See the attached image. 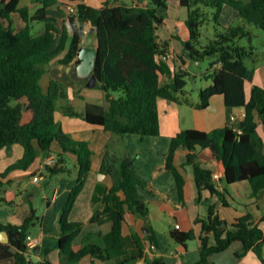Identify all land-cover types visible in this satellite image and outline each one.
I'll use <instances>...</instances> for the list:
<instances>
[{"label":"trees","instance_id":"obj_1","mask_svg":"<svg viewBox=\"0 0 264 264\" xmlns=\"http://www.w3.org/2000/svg\"><path fill=\"white\" fill-rule=\"evenodd\" d=\"M42 1V7L34 14L30 13L28 6L20 5L21 0L0 2V149L13 144L24 147L23 157L0 175V207L9 203L4 196V178L10 171L28 169L42 151L47 152V156L54 153L57 156L56 163L46 168L49 175L70 173L72 170L65 156L72 153L77 157L78 175L60 213L63 263L77 264L83 258L91 257L127 264L138 257H125L124 223L128 214L145 216L149 213L150 204L141 190L152 195L157 190L138 173L133 156L112 152L108 147L102 171L112 176L113 185L105 190L103 208L92 219L96 220L102 214L111 217L112 243L101 246L91 240L92 234H86L84 244L77 248L75 241L83 233L84 223L71 220L70 214L92 170L93 149L89 141L78 140L64 132L57 120L58 101L68 96L65 84L52 77L45 89L42 79L56 59L63 65L81 61L79 52L86 35L85 25L91 23L96 30L99 50L94 72L97 85L106 94L107 106L88 103L83 112L71 108L72 114L84 117L91 124L102 125L115 135H159V98L179 100L175 93L183 92L188 82L186 70L178 71L172 83L163 85L160 79L163 68L159 57L167 53L169 43L160 41L158 29L165 23L164 11L168 10L172 0H137L136 3L106 0L100 6L79 2L75 12L69 10L71 30L65 21L48 11L58 0ZM179 1L187 14L189 56L199 61L214 59L205 73L213 83L201 90L199 105L205 107L212 96L222 94L227 106L244 107L245 116L241 121L212 131L195 128L179 131L164 154L163 169L174 174L181 201L186 198L184 167L188 164L194 166L199 201L203 200V191L209 190L224 205H229L226 185L240 182L247 183L255 197L264 190V137L258 130L259 124H264V87L253 84L250 97H247L246 83L253 82L255 68L246 60L252 57L254 48L249 49L241 41H252L253 32L245 24L225 25L221 16L224 6L229 5L248 23L264 29V0ZM204 7L213 8V12ZM15 12H19L26 22L19 31L12 25L7 28L1 22L4 18L11 20ZM210 14L215 22L212 36L203 29ZM35 20L46 23L40 34L32 31L31 23ZM215 63L219 66H213ZM56 144L61 150L54 148ZM180 149L187 153L184 164L177 162ZM202 149L211 150L212 158L217 162L216 169L196 161ZM216 172L224 185L220 186L214 177ZM38 219L33 208L32 214L21 225L0 222V233L10 229L14 237L11 242L0 239V260L14 258L15 264H32L30 231ZM195 223L200 225L199 232L195 228L186 231L176 228L171 237L181 244L198 239V264H214L210 256L227 249L237 240L244 245L238 252L240 257L252 250L264 263V213L255 215L248 211L230 222L220 216L215 203H210L207 214L197 216ZM141 257L146 264H169L162 255Z\"/></svg>","mask_w":264,"mask_h":264},{"label":"crops","instance_id":"obj_2","mask_svg":"<svg viewBox=\"0 0 264 264\" xmlns=\"http://www.w3.org/2000/svg\"><path fill=\"white\" fill-rule=\"evenodd\" d=\"M104 1L106 0H58V3L48 11L58 19L65 21L71 30L69 6L77 7L79 2L100 6ZM118 1L128 2L127 0ZM136 2L137 0H132V3ZM172 3L174 12L171 10ZM172 3L168 10L164 11L166 15L164 25L158 29L160 41L169 43L167 53L159 57L163 68L160 79L163 85L172 83L178 71L186 70L188 82L183 92L175 93L179 100L159 98L161 127L159 135L144 137L136 133L115 135L102 125L91 124L84 117L73 115L71 108L83 112L88 103L107 106L105 92L97 85V82L89 85V77L73 76L71 68L76 65L74 63L63 65L56 59L47 71L50 79L56 77L65 84L67 89L68 96L58 101L56 112L57 120L61 123L63 131L78 140L89 141L93 149L92 170L70 214L71 220L84 223V231L75 241L76 247L79 248L84 244L86 234H92L91 240L101 246L106 247L112 243L113 222L111 217L108 214H102L96 220L92 219L95 213L103 208L102 199L105 190L113 185L112 176L102 171V163L108 147L112 152L129 153L133 156L138 173L149 180L157 190V193L152 195L142 189V194L150 204L149 213L145 216L128 214L127 221L124 223L123 241L127 251L125 257H138L127 264H136L140 259H144L141 257L143 255L147 257L162 255L169 264H198L200 260L199 240L191 239L186 244H181L172 239L171 232L177 228V224L180 225L178 228L180 230L195 228L199 232L200 225L195 223V218L199 215H206L210 203H215L220 216L230 222L248 211L255 215L264 213V190L254 197L252 188L245 182L227 184V190L222 189L226 190L229 205H224L219 197L212 195L209 190L203 191V200L199 201V191L192 164L184 167L187 178L186 198L181 201L174 174L163 169L164 154L170 149L172 138L179 131L187 128L212 131L235 121H241L245 116L244 107L227 106L222 94L212 96L205 107L199 105L202 101L201 90L213 83L211 78L207 79L205 87H198L196 94H189L187 89L189 79L195 81L201 77H208L205 73L209 67L205 70H198L197 67L205 60L211 66L214 59L207 58L199 61L189 56L187 42L190 37L186 25V10L180 6L179 0H172ZM20 5L28 6L30 13L34 14L42 7L43 1L21 0ZM224 12L230 16L229 19L224 20ZM223 13L221 21L225 25H231L240 18L238 11L230 8L229 5L224 6ZM183 20L185 26H183ZM1 22L7 28L12 25L16 31L26 26L19 12L13 13L11 20L4 18ZM57 24L60 25V23ZM31 25L34 34H40L44 31L46 23L35 20ZM85 26L86 35L82 45L97 47L96 30L91 23H86ZM213 66H219V63ZM46 84L48 87L49 82ZM253 84L264 87V64L256 67L253 82L246 83L248 98ZM258 130L264 137L263 123L259 124ZM54 148L61 150L59 144H56ZM44 154L41 151L28 169H14L4 178L6 182L4 196L9 203L0 207V222L21 225L35 208L39 219L30 231L29 247L32 264H49L47 261L52 264H64L60 249L59 219L78 175L77 157L72 153H66L65 159L72 172L49 175L45 170L42 179L35 182L33 177L46 158ZM23 155L24 147L21 144L1 148L0 175ZM186 159V151L180 149L177 153L178 164H184ZM196 161H199L202 166L217 168V162L213 160L210 149L199 150ZM217 181L220 186L224 185L220 178ZM242 188H245V191ZM243 246L241 241H234L227 249L213 253L210 260L214 264H264L252 250L240 257L238 252L242 251ZM117 263L118 260L103 261L85 257L77 264ZM0 264H15V259L0 260Z\"/></svg>","mask_w":264,"mask_h":264},{"label":"rangeland","instance_id":"obj_3","mask_svg":"<svg viewBox=\"0 0 264 264\" xmlns=\"http://www.w3.org/2000/svg\"><path fill=\"white\" fill-rule=\"evenodd\" d=\"M128 3H132V0H127ZM206 10L213 12V8L211 7H204ZM230 8L233 9V7L230 6ZM172 12H174V5L172 3V7H171ZM185 14V12H184ZM224 16V20H227L230 18V16L227 14V12L223 13ZM214 19H213V14H210V20L204 25L203 29L205 31V33H207L208 35L212 36L213 32H214ZM237 24H245L248 28H250L253 32V38L252 41H249L248 39H243L241 41V43L245 46H247L249 49L251 48V46H253L254 48V52L252 54V57L248 58L247 64L250 67H254L256 70V67H258L259 64H264V29L254 25V24H250L248 23L244 18L240 17L238 20H236L233 25H237ZM183 26H185V22L183 20ZM203 41H206V37L203 38ZM257 65V66H256ZM197 67V66H194ZM210 67V63L205 60L203 61L198 67V70H202V69H206ZM209 77H201L196 79L195 81H191L189 79V83H188V92L189 94H196L198 87H205V85H207V79ZM50 81V76L49 73L45 74V76L42 79V83L44 84V86H46L45 88H47V84L46 82ZM245 191V188H242ZM38 204V203H37ZM39 207V206H38Z\"/></svg>","mask_w":264,"mask_h":264},{"label":"water","instance_id":"obj_4","mask_svg":"<svg viewBox=\"0 0 264 264\" xmlns=\"http://www.w3.org/2000/svg\"><path fill=\"white\" fill-rule=\"evenodd\" d=\"M190 42H187V47L189 48ZM99 50L98 47L84 45L80 52L79 58L81 61L71 68L73 76H84L89 77V85H94L97 82V76L94 72L96 61L98 58ZM47 156V152L44 154V158ZM14 237L10 229L3 230L0 233V239L3 242H11ZM36 249V248H35ZM15 251V248H12ZM32 262V260H30Z\"/></svg>","mask_w":264,"mask_h":264},{"label":"built area","instance_id":"obj_5","mask_svg":"<svg viewBox=\"0 0 264 264\" xmlns=\"http://www.w3.org/2000/svg\"><path fill=\"white\" fill-rule=\"evenodd\" d=\"M69 10L72 11V12H75L77 10V7H75V6H69ZM238 131L241 132V129L238 128ZM56 161H57V156L55 154H51V155L46 156V158L40 164V167L38 169V172L33 177V180L35 182H39L42 179L43 172L46 170L47 166L55 164ZM214 177L216 179H219L220 178V174L216 172L214 174ZM176 227L177 228H180V225L177 224ZM136 264H146L145 259H140Z\"/></svg>","mask_w":264,"mask_h":264}]
</instances>
